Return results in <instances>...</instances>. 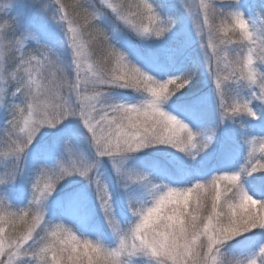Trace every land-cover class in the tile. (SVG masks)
<instances>
[{
  "label": "snow or ice",
  "instance_id": "obj_1",
  "mask_svg": "<svg viewBox=\"0 0 264 264\" xmlns=\"http://www.w3.org/2000/svg\"><path fill=\"white\" fill-rule=\"evenodd\" d=\"M0 264H264V0L0 3Z\"/></svg>",
  "mask_w": 264,
  "mask_h": 264
},
{
  "label": "trees",
  "instance_id": "obj_2",
  "mask_svg": "<svg viewBox=\"0 0 264 264\" xmlns=\"http://www.w3.org/2000/svg\"><path fill=\"white\" fill-rule=\"evenodd\" d=\"M0 2L1 3H3L4 2V0H0ZM64 2L66 3V4H69V5H71L72 3H73V0H64ZM188 2H189V4L190 3H194V0H188ZM71 10V9H70ZM102 53L101 52H99V51H97V56H100Z\"/></svg>",
  "mask_w": 264,
  "mask_h": 264
},
{
  "label": "rangeland",
  "instance_id": "obj_3",
  "mask_svg": "<svg viewBox=\"0 0 264 264\" xmlns=\"http://www.w3.org/2000/svg\"><path fill=\"white\" fill-rule=\"evenodd\" d=\"M188 2V0H187ZM199 0H194V3H190V5L193 7V9L195 8L196 4H198ZM1 3V2H0ZM189 4V2H188ZM257 154L259 155V145H257Z\"/></svg>",
  "mask_w": 264,
  "mask_h": 264
}]
</instances>
